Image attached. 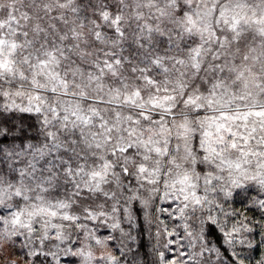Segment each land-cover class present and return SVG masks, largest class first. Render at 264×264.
Instances as JSON below:
<instances>
[{
	"label": "snow or ice",
	"instance_id": "1",
	"mask_svg": "<svg viewBox=\"0 0 264 264\" xmlns=\"http://www.w3.org/2000/svg\"><path fill=\"white\" fill-rule=\"evenodd\" d=\"M0 264H264V0H0Z\"/></svg>",
	"mask_w": 264,
	"mask_h": 264
},
{
	"label": "trees",
	"instance_id": "2",
	"mask_svg": "<svg viewBox=\"0 0 264 264\" xmlns=\"http://www.w3.org/2000/svg\"><path fill=\"white\" fill-rule=\"evenodd\" d=\"M143 241H144V244H145V248H147L148 245H149V240H148L147 234H145V236L143 237Z\"/></svg>",
	"mask_w": 264,
	"mask_h": 264
}]
</instances>
